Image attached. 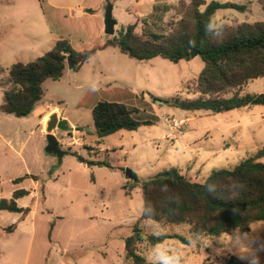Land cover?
Instances as JSON below:
<instances>
[{
	"label": "rangeland",
	"instance_id": "obj_1",
	"mask_svg": "<svg viewBox=\"0 0 264 264\" xmlns=\"http://www.w3.org/2000/svg\"><path fill=\"white\" fill-rule=\"evenodd\" d=\"M216 1L248 9L217 11L215 28L264 22L259 0ZM108 2L117 22L115 35L130 24H137L138 33L160 34L189 4V0H0V66L7 69L33 60L43 46L44 27L69 39L76 51L100 47L112 38L105 33L102 16ZM82 6L88 8L83 14ZM109 51L97 52L80 71L67 67L60 80H46L45 97L30 116L17 118L0 109V195L7 199L17 189L32 192L21 201L25 211L31 209L25 213L29 224L35 225L31 263L44 252L48 264H125L124 238L143 212L141 189L127 192L125 186L172 167L202 183L214 169L232 168L264 146V106L212 113L168 104L175 98H197L185 86L203 70L200 56L179 63L160 57L139 62L117 48ZM247 93L263 94L264 78L250 82L242 91ZM99 101L137 108L135 118L151 125L119 131L99 142L92 116ZM2 103L0 88V107ZM42 108L57 110L41 123ZM53 114L68 126L67 131L55 132L62 157L47 152V124ZM73 153L88 163L106 161L110 167L81 162ZM128 170L135 179L126 178ZM26 175L39 179L14 184ZM51 222L55 227L50 241ZM142 229L146 235H181L191 241L167 238L155 246L142 245L150 262L164 264L163 257H171L172 264H228L235 257L242 264H264V222L254 223L250 233L220 237L191 235L188 226L150 220Z\"/></svg>",
	"mask_w": 264,
	"mask_h": 264
},
{
	"label": "trees",
	"instance_id": "obj_2",
	"mask_svg": "<svg viewBox=\"0 0 264 264\" xmlns=\"http://www.w3.org/2000/svg\"><path fill=\"white\" fill-rule=\"evenodd\" d=\"M259 2L264 6V0ZM226 9L244 13L248 7L233 2L189 0L187 9L177 20L167 23L160 34L138 33L137 24H130L101 47L85 51H76L69 39L61 38L33 61L16 62L7 69L0 66L3 90L0 109L17 118L30 116L45 97L43 83L63 77L68 57L75 64L74 70L80 71L98 51L108 47L117 48L139 62L160 57L179 63L190 60L193 51L199 52L204 68L185 86L197 98L168 101L173 107L190 112L221 113L264 106V93L242 94L250 82L264 78V22L215 28L213 17L217 11ZM137 113V108L121 102L99 101L92 110L99 142L119 131H136L151 125L150 121L137 120ZM73 154L89 165L110 167L106 161L88 163ZM27 178L39 179L26 175L13 182L19 184ZM137 187L143 196V212L124 238L125 264H163L148 261L141 246H155L167 238L184 244L191 241L181 235H146L142 229L146 220L165 226H188L191 235L201 237L250 233L254 223L264 222V146L232 168L214 169L202 183L192 181L180 169L172 167L146 180H135L125 189L130 192ZM28 195V190H15L11 199L0 200V210L22 213L24 209L19 207L18 200ZM16 227V224L11 225L6 231L12 232ZM54 227L55 222H51L50 241Z\"/></svg>",
	"mask_w": 264,
	"mask_h": 264
},
{
	"label": "crops",
	"instance_id": "obj_3",
	"mask_svg": "<svg viewBox=\"0 0 264 264\" xmlns=\"http://www.w3.org/2000/svg\"><path fill=\"white\" fill-rule=\"evenodd\" d=\"M80 9L82 12L81 14L88 11V8L83 6ZM102 16H105V12ZM40 36L43 38V46L33 60L49 51L55 43L61 39V37L54 34L51 27L48 30L44 27ZM111 49H114V47H108L98 52H110L109 50ZM56 110L57 109H51L46 111L45 108H42L40 111V117L42 118L41 123H44L45 118ZM13 192L7 199L12 198ZM31 193L32 192L30 191V195ZM24 198L18 200L19 207L24 209L22 213H11L5 210H0V264H48V255L44 252L39 256V259L36 260V262L31 263V254L35 239V225L33 223L29 224V216L25 217V213L27 214L28 212H31V209L25 211V205L21 203ZM1 199H3V196L0 195V200ZM14 224L17 225L16 229L12 232H7L6 228Z\"/></svg>",
	"mask_w": 264,
	"mask_h": 264
},
{
	"label": "water",
	"instance_id": "obj_4",
	"mask_svg": "<svg viewBox=\"0 0 264 264\" xmlns=\"http://www.w3.org/2000/svg\"><path fill=\"white\" fill-rule=\"evenodd\" d=\"M104 23H105V33L109 36H115V28L117 22L113 17V5L110 2L107 3V7L105 9ZM196 56H199V52L193 51L191 53V58H194ZM74 67L75 64L72 61V58L68 57V68L74 70ZM57 129L62 131H67L68 130L67 122L59 118L58 114H53L50 117V120L48 121L47 124V131L49 133L47 152L55 153L60 157H62L64 155V152H62L59 149V141L55 135ZM126 178L129 180L135 179V175L130 170H128L126 172ZM228 264H242V263L239 262L235 257H231L230 260L228 261Z\"/></svg>",
	"mask_w": 264,
	"mask_h": 264
},
{
	"label": "clouds",
	"instance_id": "obj_5",
	"mask_svg": "<svg viewBox=\"0 0 264 264\" xmlns=\"http://www.w3.org/2000/svg\"><path fill=\"white\" fill-rule=\"evenodd\" d=\"M163 259H164V264H172L171 257H163ZM176 264H178V261L176 262Z\"/></svg>",
	"mask_w": 264,
	"mask_h": 264
}]
</instances>
